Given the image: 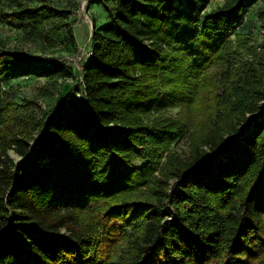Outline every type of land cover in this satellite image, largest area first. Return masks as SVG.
I'll return each instance as SVG.
<instances>
[{
  "label": "trees",
  "instance_id": "obj_1",
  "mask_svg": "<svg viewBox=\"0 0 264 264\" xmlns=\"http://www.w3.org/2000/svg\"><path fill=\"white\" fill-rule=\"evenodd\" d=\"M50 1L1 14L26 39L76 52L71 25L44 27ZM212 2L90 0L109 21L93 20L77 73L0 48V107L13 73L76 78L85 94L12 137L0 114V264H264V72L246 62L231 79L232 31L261 19L251 12L264 0ZM173 107L178 122L162 117ZM189 126L184 160L170 150Z\"/></svg>",
  "mask_w": 264,
  "mask_h": 264
},
{
  "label": "rangeland",
  "instance_id": "obj_2",
  "mask_svg": "<svg viewBox=\"0 0 264 264\" xmlns=\"http://www.w3.org/2000/svg\"><path fill=\"white\" fill-rule=\"evenodd\" d=\"M30 3V0H24ZM227 0H213L212 8L223 5ZM34 5L36 1L32 2ZM90 0H51L49 11L44 20V27L51 29L53 25L65 23L72 26V31L76 40L78 50L72 51L71 47H62L55 42L49 47L36 40H28L24 31L19 27V23L14 20H5L1 14L4 7L10 6V10L15 7V0H0V48L7 52L16 53L19 59L31 62L32 65L42 64L48 60L65 66L72 73H77L82 63L86 60L90 52V38L92 37L93 20L97 27L108 23L109 18L103 7L90 4ZM87 6V7H86ZM264 12V5L258 4L252 9V14L256 16ZM232 41L236 46L235 73L231 78L236 81L245 71V63H253L259 70L264 72V14L261 19L252 25H245L232 31ZM236 34V35H235ZM262 64V65H261ZM224 66L216 67L212 70L214 78L217 80L219 93L224 90L222 73ZM3 98L7 97V104L0 107V114L4 119V129L10 137L18 135L26 128V120L29 117L40 120L45 110H48L59 98L65 99L70 104L81 105L84 103L85 94L82 85H76V78L52 77L50 75L38 76L30 75L28 78L20 75L10 74L2 77ZM224 80V79H223ZM66 85H73L69 93L64 95ZM208 90H205L206 94ZM5 93V97H4ZM162 117H170L175 121H180V109L168 108ZM206 119L204 115L200 116ZM194 128L189 126L185 134L171 147V152L176 153L180 158L187 160L191 156V137ZM8 155L14 162L20 160L19 156L12 150ZM166 155H164L165 157ZM161 159L163 166L165 158ZM136 167L141 168L146 165L145 161H135ZM161 166V167H162Z\"/></svg>",
  "mask_w": 264,
  "mask_h": 264
},
{
  "label": "built area",
  "instance_id": "obj_3",
  "mask_svg": "<svg viewBox=\"0 0 264 264\" xmlns=\"http://www.w3.org/2000/svg\"><path fill=\"white\" fill-rule=\"evenodd\" d=\"M90 56H91V53L89 52L87 58L90 57ZM87 58H86V59H87Z\"/></svg>",
  "mask_w": 264,
  "mask_h": 264
},
{
  "label": "water",
  "instance_id": "obj_4",
  "mask_svg": "<svg viewBox=\"0 0 264 264\" xmlns=\"http://www.w3.org/2000/svg\"><path fill=\"white\" fill-rule=\"evenodd\" d=\"M92 32H93V30H92ZM92 36V35H91Z\"/></svg>",
  "mask_w": 264,
  "mask_h": 264
},
{
  "label": "bare ground",
  "instance_id": "obj_5",
  "mask_svg": "<svg viewBox=\"0 0 264 264\" xmlns=\"http://www.w3.org/2000/svg\"><path fill=\"white\" fill-rule=\"evenodd\" d=\"M87 7V6H86Z\"/></svg>",
  "mask_w": 264,
  "mask_h": 264
}]
</instances>
